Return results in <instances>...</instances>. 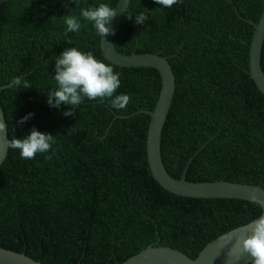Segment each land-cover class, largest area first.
I'll list each match as a JSON object with an SVG mask.
<instances>
[{"label": "trees", "instance_id": "16d2710c", "mask_svg": "<svg viewBox=\"0 0 264 264\" xmlns=\"http://www.w3.org/2000/svg\"><path fill=\"white\" fill-rule=\"evenodd\" d=\"M117 0H79V6ZM264 0H130L114 35L123 54L166 57L175 92L161 133L167 172L186 180L229 181L264 188V96L249 77L253 28ZM70 0H0V105L8 139L35 126L53 135L48 152L22 159L8 148L0 166V247L43 264H121L147 246H169L195 259L218 236L261 214L253 202L186 198L164 190L146 156L149 117L161 88L159 73L105 59L100 37L82 21L65 33ZM144 12L148 18L135 23ZM124 20V21H123ZM68 47L92 53L120 73L116 94L129 103L86 99L65 117L50 108L54 58ZM264 71V41L261 51ZM14 78L22 84L14 86ZM23 83L29 87L23 88ZM32 119L16 122L27 113ZM251 264V262L249 263Z\"/></svg>", "mask_w": 264, "mask_h": 264}, {"label": "water", "instance_id": "95a60500", "mask_svg": "<svg viewBox=\"0 0 264 264\" xmlns=\"http://www.w3.org/2000/svg\"><path fill=\"white\" fill-rule=\"evenodd\" d=\"M130 0H117L114 9L116 15L110 21V32L100 39V49L107 61L125 68L148 67L155 69L161 78V88L153 110L140 109L118 118H129L136 114H146L149 125L146 134V156L150 173L154 180L166 191L186 198L237 199L253 202L261 207V214L246 225L234 228L207 243L195 259L178 249L169 246H147L145 249L127 258L121 264H249L251 257L244 251L242 241L251 234L257 220H264V188L260 185L242 184L229 181L191 182L186 180L188 163L179 178L171 176L165 169L161 157V133L175 92V76L166 57L155 53L130 52L123 54L114 46L115 31L124 13L128 10ZM230 1V0H229ZM239 19L253 28L249 44V77L257 90L264 96V71L261 66V51L264 41V10L257 22L243 18L236 7ZM11 85L2 86L1 89ZM0 123L5 125L0 132V166L7 156V126L0 105ZM0 264H43L24 253L0 247Z\"/></svg>", "mask_w": 264, "mask_h": 264}, {"label": "clouds", "instance_id": "9594fccd", "mask_svg": "<svg viewBox=\"0 0 264 264\" xmlns=\"http://www.w3.org/2000/svg\"><path fill=\"white\" fill-rule=\"evenodd\" d=\"M75 6L78 14H72L69 10L62 18L65 25V33H76L82 27V21L91 24L94 33L103 38L110 32V21L116 15L114 8L107 3H98L96 6H79V0H70ZM175 0H154V3L167 7ZM148 16L144 12H139L135 16L136 24H143ZM54 74L52 79L56 87L46 93V103L50 108L60 109L66 106L62 112L65 117L73 114L85 99L89 102L107 100L114 109H124L129 103V96L126 93L116 94L120 87V73L114 71L111 64H106L98 60L92 53L82 51L76 47H68L59 55L55 56ZM14 86H20V78H14ZM29 85L23 83V88ZM34 113H27L17 122L22 125L32 119ZM5 125L0 123V132H3ZM53 135L38 131L35 126L22 138L12 137L7 141V147L18 150L22 159H32L36 154L49 151ZM244 251L251 257V264H264V220H257L251 229V234L242 241Z\"/></svg>", "mask_w": 264, "mask_h": 264}, {"label": "bare ground", "instance_id": "6f19581e", "mask_svg": "<svg viewBox=\"0 0 264 264\" xmlns=\"http://www.w3.org/2000/svg\"><path fill=\"white\" fill-rule=\"evenodd\" d=\"M124 21V20H123Z\"/></svg>", "mask_w": 264, "mask_h": 264}]
</instances>
